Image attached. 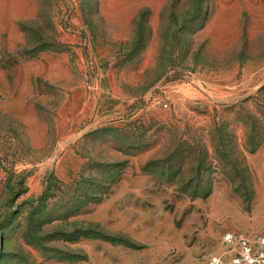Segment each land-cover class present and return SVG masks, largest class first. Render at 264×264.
<instances>
[{
  "label": "rangeland",
  "instance_id": "rangeland-1",
  "mask_svg": "<svg viewBox=\"0 0 264 264\" xmlns=\"http://www.w3.org/2000/svg\"><path fill=\"white\" fill-rule=\"evenodd\" d=\"M226 232L264 234V0H0V264Z\"/></svg>",
  "mask_w": 264,
  "mask_h": 264
},
{
  "label": "built area",
  "instance_id": "built-area-1",
  "mask_svg": "<svg viewBox=\"0 0 264 264\" xmlns=\"http://www.w3.org/2000/svg\"><path fill=\"white\" fill-rule=\"evenodd\" d=\"M198 264H264V234L226 232L221 236L220 250L203 257Z\"/></svg>",
  "mask_w": 264,
  "mask_h": 264
},
{
  "label": "trees",
  "instance_id": "trees-1",
  "mask_svg": "<svg viewBox=\"0 0 264 264\" xmlns=\"http://www.w3.org/2000/svg\"><path fill=\"white\" fill-rule=\"evenodd\" d=\"M255 149V147H253L251 150H254Z\"/></svg>",
  "mask_w": 264,
  "mask_h": 264
}]
</instances>
